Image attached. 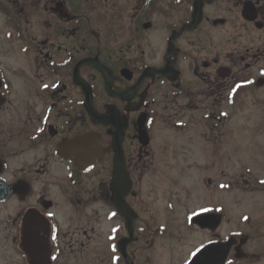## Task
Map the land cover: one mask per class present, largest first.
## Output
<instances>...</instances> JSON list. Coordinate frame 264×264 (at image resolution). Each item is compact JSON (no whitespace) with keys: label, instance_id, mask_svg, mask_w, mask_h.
Segmentation results:
<instances>
[{"label":"flooded vegetation","instance_id":"obj_1","mask_svg":"<svg viewBox=\"0 0 264 264\" xmlns=\"http://www.w3.org/2000/svg\"><path fill=\"white\" fill-rule=\"evenodd\" d=\"M163 174L199 206L191 259L264 264V201L228 217L264 197V0H0V264H137Z\"/></svg>","mask_w":264,"mask_h":264},{"label":"rangeland","instance_id":"obj_2","mask_svg":"<svg viewBox=\"0 0 264 264\" xmlns=\"http://www.w3.org/2000/svg\"><path fill=\"white\" fill-rule=\"evenodd\" d=\"M182 150L186 151L187 149ZM153 152L154 154L156 153L155 147H153ZM185 161L187 162V159ZM186 165L187 163L181 164V166ZM163 175L162 183L167 177V175ZM154 183L160 184V178L159 180L148 179V191L145 198L148 203L146 210L148 215L153 217V223H155V220H159L157 223L159 224L160 231L154 243L147 247L148 250L142 256L139 253L137 254L139 256L137 264H185L193 250L206 238L199 233H192L189 229L190 217L199 209V206L190 200L188 176L184 174L180 175L177 186H174L170 193L166 189L167 182L163 184V193L154 194L150 192V188ZM250 197H252V200L256 199L255 201L258 202L264 201V197L257 194L245 195L242 198L243 202H245L242 203L244 204L243 207L234 208L235 211H229L228 217H233L234 221L243 220L244 216L242 215L247 213ZM234 200V196L228 195L229 203L233 202L234 204ZM255 201L251 204H255ZM166 223H169V226H165ZM228 229H230V226H228ZM151 246L153 248L150 249Z\"/></svg>","mask_w":264,"mask_h":264},{"label":"water","instance_id":"obj_3","mask_svg":"<svg viewBox=\"0 0 264 264\" xmlns=\"http://www.w3.org/2000/svg\"><path fill=\"white\" fill-rule=\"evenodd\" d=\"M115 150H116V159H115V182L118 183H122L126 180V176H125V165H124V158H123V153H122V138L118 139V141L116 142L115 145ZM122 186L119 184L117 187L118 191L122 190ZM128 190L130 188V185L128 187H126ZM125 190V188H123V191ZM123 195L121 194V197H117L118 199L116 200V206L117 209L119 211V213L125 217L126 219L129 217V214H132V219H131V234H133V224H134V220H135V213L133 212V210H129L125 207V205L123 204L124 201L122 199ZM202 220L206 219V218H201ZM133 241V240H132ZM130 241L128 240L126 242V246ZM120 249L122 247V251H125L124 244L120 243L119 245ZM124 257L126 258V260L128 261L129 258L126 254H124ZM207 257L209 258V255L207 254H200L199 256H197L196 258H194V260L191 262V264H204L205 260L207 259ZM226 258V254L224 255V259ZM220 264H222L220 262Z\"/></svg>","mask_w":264,"mask_h":264}]
</instances>
